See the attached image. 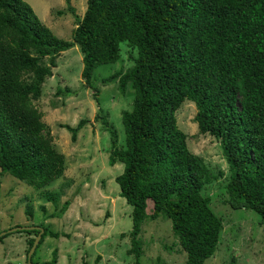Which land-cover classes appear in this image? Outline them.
Instances as JSON below:
<instances>
[{
	"label": "trees",
	"instance_id": "trees-1",
	"mask_svg": "<svg viewBox=\"0 0 264 264\" xmlns=\"http://www.w3.org/2000/svg\"><path fill=\"white\" fill-rule=\"evenodd\" d=\"M68 11L77 20L72 40L56 36L25 0H0V174L37 190L64 175L65 155L34 101L57 58L76 44L83 53V86L98 99L94 69L118 61L125 42L137 50L133 67L103 79H118L123 93L129 83L135 89L133 108L122 113L125 145L101 107L94 121L82 118L75 127H62L72 141L95 121L110 133L109 164H124L116 181L133 207L128 253L134 264H141V226L148 218L171 220L187 253L183 264H204L219 246L222 219L203 190L224 174H215L190 149L188 134L178 126L176 111L187 100L196 105L199 132L221 143L231 170L229 203L254 210L264 224V0H87L82 17L70 4ZM56 93L77 94L62 87ZM59 196L44 193L54 204ZM69 206L65 201L50 217L64 215ZM41 225L45 231L33 257L48 232ZM34 240H28L29 249ZM57 261L55 249L50 261L33 263Z\"/></svg>",
	"mask_w": 264,
	"mask_h": 264
},
{
	"label": "rangeland",
	"instance_id": "rangeland-1",
	"mask_svg": "<svg viewBox=\"0 0 264 264\" xmlns=\"http://www.w3.org/2000/svg\"><path fill=\"white\" fill-rule=\"evenodd\" d=\"M25 1L56 36L65 40H72L77 27L76 17L68 11V5L75 7L81 17L87 8V0ZM58 11H64V14ZM136 55L137 50L123 42L118 61L94 69L92 85L100 89L99 98L95 99L94 89L83 86V53L76 44L57 58L53 76L46 78L41 97L34 101L43 112V120L52 129L56 149L65 155L64 175L37 190L10 173L0 174V232L16 226H42L41 223L48 228L44 241L32 257L33 262L50 261L55 249L58 250L57 264L135 262V256L128 253L133 207L121 196L116 181L124 164H109L110 133L101 121H95L84 126L77 141H72L71 131L62 125L75 127L82 118L94 121L101 107L118 133L119 145L124 146L126 134L122 113L133 108L135 89L129 83L123 93L118 79L107 83L103 79L114 72L132 68ZM58 87L70 88L77 94L69 97L57 94ZM196 112L195 103L185 101L176 111L178 126L188 134L190 149L202 156L215 174L219 171L224 174L203 190V195L209 197L211 208L223 223L218 249L204 264H264L261 216L252 209H235L229 203V164L218 139L199 132L194 120ZM52 192H60L57 204L45 200L44 193ZM65 201L70 202L65 214L50 217ZM141 228V264H183L186 261L187 253L172 231L171 220L163 216L148 218ZM21 231L10 232L0 240V264H29L28 240L36 238L37 233ZM51 231L59 236H52Z\"/></svg>",
	"mask_w": 264,
	"mask_h": 264
},
{
	"label": "water",
	"instance_id": "water-1",
	"mask_svg": "<svg viewBox=\"0 0 264 264\" xmlns=\"http://www.w3.org/2000/svg\"><path fill=\"white\" fill-rule=\"evenodd\" d=\"M18 230H39V233L37 234L35 240H34V243L31 247V249L29 250V254H28V261H29V264H34L33 261H32V257H33V254L35 253L36 249H37V246L42 238V235L45 231V228L42 227V226H16V227H12L6 231H2L0 232V237L5 235L7 232H15V231H18Z\"/></svg>",
	"mask_w": 264,
	"mask_h": 264
},
{
	"label": "crops",
	"instance_id": "crops-1",
	"mask_svg": "<svg viewBox=\"0 0 264 264\" xmlns=\"http://www.w3.org/2000/svg\"><path fill=\"white\" fill-rule=\"evenodd\" d=\"M118 163H119V162H118ZM118 163H116V164H118ZM116 164H115V165H116Z\"/></svg>",
	"mask_w": 264,
	"mask_h": 264
}]
</instances>
